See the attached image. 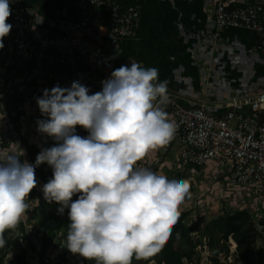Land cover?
Masks as SVG:
<instances>
[{
    "label": "clouds",
    "instance_id": "9594fccd",
    "mask_svg": "<svg viewBox=\"0 0 264 264\" xmlns=\"http://www.w3.org/2000/svg\"><path fill=\"white\" fill-rule=\"evenodd\" d=\"M10 16V0H0V48L12 30ZM36 102L45 117L37 130L56 143L42 148L35 164L21 162V150L0 149V248L28 210L35 170L46 163L53 175L42 192L59 214L68 209L71 253L95 264H132L133 258L155 264L190 191L188 180L140 163L176 134L162 107L169 103L168 82L157 68L133 61L114 69L99 92L73 81L70 88L45 89ZM77 127L89 135H78Z\"/></svg>",
    "mask_w": 264,
    "mask_h": 264
},
{
    "label": "built area",
    "instance_id": "2783aa9c",
    "mask_svg": "<svg viewBox=\"0 0 264 264\" xmlns=\"http://www.w3.org/2000/svg\"><path fill=\"white\" fill-rule=\"evenodd\" d=\"M134 1L138 0H62L61 22L50 26L53 31L43 28L30 14L9 18L12 30L0 48V149L21 150V162L31 163L23 139L38 134L35 118L40 120L42 115L40 111L35 115L36 98L42 97L45 89L57 85L70 88L73 81H79L90 94L102 90V81L119 68V48L136 29ZM201 1L207 21L217 30L252 31L264 42V0ZM262 49L260 43L247 49L248 62ZM227 105L231 110L218 117L207 103L193 102L185 108L169 95V103L162 107L174 116L182 142L178 167L212 163L232 188L256 187L264 196V123H259L257 116L264 111V90L233 97ZM242 107H249L252 116L240 114ZM38 200L29 196V208L19 223L34 213ZM18 232L16 228L14 239ZM254 232L256 245L250 251V261L261 264L264 213L254 222ZM233 246L236 252L237 245ZM60 250L61 246L48 248L43 254L38 243L26 260L28 264H65ZM18 254L15 250L11 262L1 257L0 264H18Z\"/></svg>",
    "mask_w": 264,
    "mask_h": 264
},
{
    "label": "crops",
    "instance_id": "0c3cea01",
    "mask_svg": "<svg viewBox=\"0 0 264 264\" xmlns=\"http://www.w3.org/2000/svg\"><path fill=\"white\" fill-rule=\"evenodd\" d=\"M61 4L62 0H10V17L30 14L43 28L53 31L50 26L61 22ZM35 5L39 10L33 9ZM132 6L138 14L136 29L119 48L117 64L120 67L135 61L157 68L160 81L168 82V94L180 106L204 102L213 115L222 117L231 110L227 104L233 97L264 90V42L257 33L217 30L207 21L201 0H138ZM259 43L263 49L248 62L247 49ZM238 112L253 114L249 107ZM257 116L259 123H264V111ZM168 118L174 122L171 113ZM178 135L176 132L174 138ZM182 153L183 148L180 156L176 155L177 168ZM36 190L39 198L40 189ZM260 251L262 258L264 249Z\"/></svg>",
    "mask_w": 264,
    "mask_h": 264
},
{
    "label": "rangeland",
    "instance_id": "374dc122",
    "mask_svg": "<svg viewBox=\"0 0 264 264\" xmlns=\"http://www.w3.org/2000/svg\"><path fill=\"white\" fill-rule=\"evenodd\" d=\"M33 9L36 11L39 10L37 5H35ZM125 64H127V62H125ZM39 111V107H37L35 110L36 117H38ZM171 119L172 118H170V120ZM37 120L39 119L35 118V121ZM77 131L79 133H86V137L89 135V133L83 128L77 127ZM23 140L27 141V143L43 145L46 142V135H42L38 132V134L34 137L24 138ZM171 141H176L175 143H177V145L173 149L171 148L170 151H167V145ZM171 141L162 148L152 150L140 163L145 167H152L161 161L158 173L166 175L169 179L188 180L190 191L181 203L179 210L182 212H190L191 221L200 220L201 225L204 226L208 221L217 218L225 212L233 215L242 210H249L251 212L253 223L259 220V216L264 213V196L260 189L251 186H247L244 189L235 187L232 188L228 184L226 175L220 168L216 167L212 163H208L200 169L184 165L177 168L175 163L176 155H178V157L180 156V151L183 148L182 142L179 141L178 137L172 139ZM173 153L175 156L172 157L171 154ZM36 179L37 187L33 189L35 194H30V198L31 196H36V193H38V190H36L37 188L40 189V192L43 195V186L39 183L40 180L37 176ZM39 221V217L37 218L33 216V214L27 215L24 221L17 225L19 232L15 239L14 237H12V239H6V245L3 248H0V260L1 257H3L8 262H11L15 257V250L19 253L22 248L27 249V255L31 256L34 252V247L38 245V243H41L39 240L42 241V237L48 235L46 233L49 231L51 226L50 222H48L46 226H41ZM199 238L201 239L199 234L194 235L195 242ZM65 239V233H60L58 235V240L61 241V250L59 253H62L63 261L65 259L64 263L89 264L90 261L81 259L79 255L71 253L65 247ZM201 240L204 245L196 248L199 258L196 257L194 259V263L211 264V254L205 245L206 240ZM233 242L234 240L230 238L228 242L230 246L229 256H219L221 264H239L237 263L238 258L236 256V252H234L235 246H233ZM7 244L9 247H7ZM262 258L264 259V256H262Z\"/></svg>",
    "mask_w": 264,
    "mask_h": 264
},
{
    "label": "trees",
    "instance_id": "16d2710c",
    "mask_svg": "<svg viewBox=\"0 0 264 264\" xmlns=\"http://www.w3.org/2000/svg\"><path fill=\"white\" fill-rule=\"evenodd\" d=\"M41 119H45V117L42 116ZM77 134L86 137V133H79L77 131ZM55 143L56 142L52 138L47 136L46 142L40 147L35 144L27 143V150L31 164H35L36 157L42 148L52 147ZM173 145L174 141H171L167 145V151H170ZM160 162L161 161L156 163L155 166L149 168L158 172ZM196 168L200 169L203 167L196 166ZM35 173L44 185L52 178L53 170L45 163L37 167ZM78 198V195H76L73 197V200ZM59 207L60 206L55 202L50 204L45 201L41 194L38 200V207L33 213V216L37 218L39 217V223L41 226H46L48 222L51 224L49 231L46 233L48 235L42 237V241L40 243L43 254L46 253L48 248L58 249L61 246V241L58 240V235L60 233H67V225L70 223L68 219V209H65L63 215H61L58 213ZM180 212V218L173 228L169 240L164 245L161 253L153 258L155 264H193L194 259L199 256L196 248L204 245L201 239L206 240L205 245L211 254V264H221L219 256H229L230 246L228 242L230 238L234 240L233 244H237V263L252 264L249 254L256 243V238L254 223L252 220L253 217L249 210L238 211L233 215L225 212L217 218L210 220L204 226L201 225L200 220L191 221L190 212ZM14 234L15 230H9L4 234V237L5 239H12ZM196 234H199L201 239L199 238L195 242L194 235ZM7 247H9L8 244ZM27 253V249H20V252L16 257L18 264H28L26 260ZM80 258L84 259L81 256ZM89 264H95V262L90 261ZM132 264H149V262L143 260L136 261L133 258Z\"/></svg>",
    "mask_w": 264,
    "mask_h": 264
},
{
    "label": "bare ground",
    "instance_id": "6f19581e",
    "mask_svg": "<svg viewBox=\"0 0 264 264\" xmlns=\"http://www.w3.org/2000/svg\"><path fill=\"white\" fill-rule=\"evenodd\" d=\"M170 99H171V101H174L176 104L179 105V103H177V101L174 99V97L172 95H170ZM185 108H188V107H185Z\"/></svg>",
    "mask_w": 264,
    "mask_h": 264
}]
</instances>
